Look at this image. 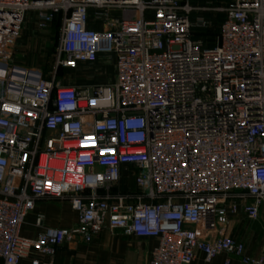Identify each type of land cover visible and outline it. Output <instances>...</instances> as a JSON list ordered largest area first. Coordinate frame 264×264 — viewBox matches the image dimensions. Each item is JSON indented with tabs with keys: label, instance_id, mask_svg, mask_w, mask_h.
Segmentation results:
<instances>
[{
	"label": "built area",
	"instance_id": "2783aa9c",
	"mask_svg": "<svg viewBox=\"0 0 264 264\" xmlns=\"http://www.w3.org/2000/svg\"><path fill=\"white\" fill-rule=\"evenodd\" d=\"M32 9L62 17L47 75L10 64ZM101 58L114 80L59 81ZM0 63L2 264H55L106 228L157 239L149 264H264L228 234L264 206V0H0ZM39 200L77 224L23 235Z\"/></svg>",
	"mask_w": 264,
	"mask_h": 264
},
{
	"label": "crops",
	"instance_id": "0c3cea01",
	"mask_svg": "<svg viewBox=\"0 0 264 264\" xmlns=\"http://www.w3.org/2000/svg\"><path fill=\"white\" fill-rule=\"evenodd\" d=\"M91 28L99 29L101 25L90 21ZM115 79L114 62L101 58L92 66H81L69 75L70 86H92ZM39 200L35 210L30 213L23 226L22 233L27 237H35L39 232L50 227L68 228L77 224V213L67 201ZM38 216L42 217L40 225L36 224ZM228 234L244 241L249 255L264 258V206L257 220L240 217L228 227ZM154 238L138 237L125 233L123 230L110 231L104 229L92 242L87 243L82 237L59 248L55 256V264H149L151 253L157 246ZM228 257L221 255L208 262L199 253L193 264H226ZM0 264L2 262L0 261ZM21 264H32L25 259ZM230 264H243L232 259Z\"/></svg>",
	"mask_w": 264,
	"mask_h": 264
},
{
	"label": "rangeland",
	"instance_id": "374dc122",
	"mask_svg": "<svg viewBox=\"0 0 264 264\" xmlns=\"http://www.w3.org/2000/svg\"><path fill=\"white\" fill-rule=\"evenodd\" d=\"M61 20L62 17L58 14L52 23L43 27L39 20V11L37 9L30 10L23 23L15 56L10 64L40 70L46 75L49 74L55 65L54 56L60 39ZM74 70L72 68L59 69V81L63 84L67 83L69 75ZM56 202L69 205L63 201Z\"/></svg>",
	"mask_w": 264,
	"mask_h": 264
},
{
	"label": "water",
	"instance_id": "95a60500",
	"mask_svg": "<svg viewBox=\"0 0 264 264\" xmlns=\"http://www.w3.org/2000/svg\"><path fill=\"white\" fill-rule=\"evenodd\" d=\"M6 64L5 63H0V75H3L6 69Z\"/></svg>",
	"mask_w": 264,
	"mask_h": 264
}]
</instances>
